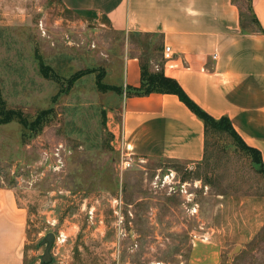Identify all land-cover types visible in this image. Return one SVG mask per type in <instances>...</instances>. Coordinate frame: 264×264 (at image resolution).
I'll return each instance as SVG.
<instances>
[{"label":"rangeland","instance_id":"374dc122","mask_svg":"<svg viewBox=\"0 0 264 264\" xmlns=\"http://www.w3.org/2000/svg\"><path fill=\"white\" fill-rule=\"evenodd\" d=\"M124 42L62 0H0V93L36 120L0 127V202L10 191L28 211L26 250L43 264L54 233L51 264H193L211 245L219 264H264V227L247 242L214 237L221 196L264 203V171L230 136H212L200 165L128 154L111 77Z\"/></svg>","mask_w":264,"mask_h":264},{"label":"crops","instance_id":"0c3cea01","mask_svg":"<svg viewBox=\"0 0 264 264\" xmlns=\"http://www.w3.org/2000/svg\"><path fill=\"white\" fill-rule=\"evenodd\" d=\"M246 2L62 0L66 9L101 18L104 27L125 36L120 61L113 64L119 74L111 77L124 90L118 129L128 154L188 165L206 157L205 124L179 96L128 93L142 86L144 63L149 72L177 80L210 116L229 118L264 161V0H251L261 31L243 28ZM221 198L214 237L250 241L264 227V203ZM0 205V264H41L26 250L28 211L10 191L1 194ZM206 248L211 253L193 264H219L221 250Z\"/></svg>","mask_w":264,"mask_h":264},{"label":"trees","instance_id":"16d2710c","mask_svg":"<svg viewBox=\"0 0 264 264\" xmlns=\"http://www.w3.org/2000/svg\"><path fill=\"white\" fill-rule=\"evenodd\" d=\"M238 2V0H234ZM247 1V9L248 12L251 14L250 22L253 24L252 27L257 28L261 31L257 18L253 14V7L251 0ZM243 18V28L244 29H251L248 25V16L244 13L241 14ZM250 24V23H249ZM43 73L45 76H49V73L44 70L42 67ZM56 78L57 76L52 74V77ZM169 93L175 94L179 96V98L201 119L203 120L206 128V157L205 161L208 158L209 150L211 148L212 139L216 133H224L230 136L236 143V145L240 148V150L249 157L253 164L258 165L261 167V170L264 171V161L262 160L261 153L248 146L241 137L237 134L235 129L233 128L229 118L223 117L221 119H215L214 117L207 114L204 110H202L197 104H195L184 92L182 87L179 85L177 80L173 78L166 77L162 71L151 73L148 70V67L143 63V83L140 88L130 89L128 92L131 95H149L151 93ZM18 121L21 124L28 126L30 129L35 128L36 120L30 121L22 111L9 109L3 100V97L0 93V127L8 124L13 121Z\"/></svg>","mask_w":264,"mask_h":264},{"label":"water","instance_id":"95a60500","mask_svg":"<svg viewBox=\"0 0 264 264\" xmlns=\"http://www.w3.org/2000/svg\"><path fill=\"white\" fill-rule=\"evenodd\" d=\"M56 236L54 233H49L41 242L42 245H45L44 255L42 256L43 264L53 263L52 248L55 243Z\"/></svg>","mask_w":264,"mask_h":264},{"label":"built area","instance_id":"2783aa9c","mask_svg":"<svg viewBox=\"0 0 264 264\" xmlns=\"http://www.w3.org/2000/svg\"><path fill=\"white\" fill-rule=\"evenodd\" d=\"M170 51H171L170 48H166V50H165V57L166 58H170ZM127 163L129 164V162H127ZM169 178H170V176L167 175L165 177V180H168ZM194 210L196 211V209H194ZM65 242H66V237L61 235V237L58 238L57 244L59 245V243H60V245H61V244L65 243Z\"/></svg>","mask_w":264,"mask_h":264}]
</instances>
